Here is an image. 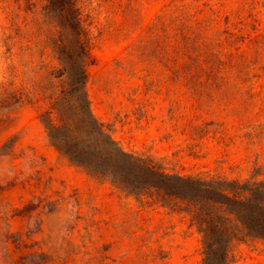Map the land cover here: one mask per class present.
<instances>
[{"label":"rangeland","instance_id":"1","mask_svg":"<svg viewBox=\"0 0 264 264\" xmlns=\"http://www.w3.org/2000/svg\"><path fill=\"white\" fill-rule=\"evenodd\" d=\"M81 59L121 149L261 182L264 0H0V264H204L188 201L130 190L101 148L92 167L71 159ZM228 264H264V240L236 241Z\"/></svg>","mask_w":264,"mask_h":264},{"label":"trees","instance_id":"2","mask_svg":"<svg viewBox=\"0 0 264 264\" xmlns=\"http://www.w3.org/2000/svg\"><path fill=\"white\" fill-rule=\"evenodd\" d=\"M82 62L83 59L72 64L73 90L76 91L74 108L64 109L68 117L72 114V119L76 120L70 122V128L85 139H70L73 161L92 167L95 162L89 160V153L101 148L113 162L110 174L130 190L152 186L188 201L192 219L203 237L204 264H228L236 241L264 240V181L250 183L170 174L156 170L143 159L124 151L102 129L90 110Z\"/></svg>","mask_w":264,"mask_h":264}]
</instances>
